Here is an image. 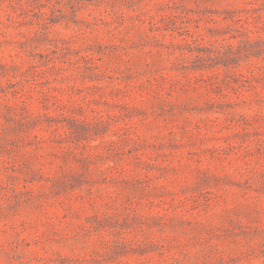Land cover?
<instances>
[{"label": "rangeland", "instance_id": "rangeland-1", "mask_svg": "<svg viewBox=\"0 0 264 264\" xmlns=\"http://www.w3.org/2000/svg\"><path fill=\"white\" fill-rule=\"evenodd\" d=\"M0 264H264V0H0Z\"/></svg>", "mask_w": 264, "mask_h": 264}]
</instances>
